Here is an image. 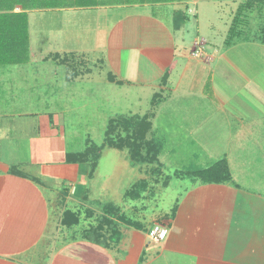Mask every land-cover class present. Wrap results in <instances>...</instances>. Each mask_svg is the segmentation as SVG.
<instances>
[{"label": "crops", "instance_id": "1", "mask_svg": "<svg viewBox=\"0 0 264 264\" xmlns=\"http://www.w3.org/2000/svg\"><path fill=\"white\" fill-rule=\"evenodd\" d=\"M99 2V5L87 8L50 10L58 11L65 18L70 11L85 10L89 23L84 30L76 28L78 44L71 46L69 40L71 49L69 45H61L67 30L54 31V39H58L55 41L60 42L55 49L53 44L45 45L48 42L46 31L41 29L38 36L42 46L53 49V52L42 50L40 64L49 63L52 58L58 65L62 63L59 61L61 53H70L73 60L65 56L62 65L77 62L81 70L64 75L68 81L94 77V66L96 71L100 70L99 76L104 81L107 79L117 86H145L153 95V106L168 103L175 107L174 103L183 101L184 105L180 106L183 111L180 130L187 132L186 136L196 142L198 148H211L207 155L212 162L226 159L231 168L232 182L201 183L189 187L181 203H175V198L172 202L164 199L173 208L168 211L164 206L156 205L163 212H156V217L158 214L163 216L151 220L149 227L144 226L148 222L143 223L134 208L129 213L123 205L121 208L118 206V215L114 218L119 234L116 241L108 237L105 242L97 240V236L87 234L90 230H84V236L72 238V233L78 231V225L84 220L81 212L94 210L96 214L108 218L109 212L102 204L93 208L87 187L94 177H90V172L81 175L82 165L88 164L70 163L67 154L65 159H59L55 158L56 154L46 151L47 139L56 143L60 138L56 127L62 125V120L58 119L55 125L52 114H49L46 135V121L43 127L38 122V116L43 113L30 110L25 102L28 88H22V83L28 82V73L23 68L34 62L29 11L30 61L20 65H0L12 68L7 73L0 71V264H264V152L251 158H245L247 153H244L239 160H233L232 148L224 151L227 154L225 158L214 155L212 151L215 149L210 142L221 144L229 140H205L204 132L211 133L214 122L211 117L215 109L207 113L203 108L197 109L200 101L203 105L206 102L218 105L217 114L226 111L220 105L223 102H213L226 101L214 88L213 82L216 74L226 73V67H240L229 54L239 41L228 46L227 39L238 9L244 3L235 2L237 8L231 18L226 22L222 20L228 32L225 35L227 39L221 44L214 37L221 28V22L215 21L222 19L221 0ZM15 11L20 12L21 8ZM192 17L195 18L194 25ZM204 17L207 20L206 30L201 25ZM71 22L72 19H69L72 26ZM200 47L204 56H194L193 53ZM189 73L192 76L187 77ZM209 74L210 80H207L205 77ZM209 83L213 85L212 91L204 92ZM197 89L200 90L194 94L193 90ZM242 98L246 100L245 96ZM188 114H192L191 118L195 120L187 118ZM148 116L152 122L149 141L154 142L151 136L157 115ZM237 131L246 138L247 130L241 128ZM262 134L261 131L259 136ZM235 138L232 137L231 141ZM257 144L254 149H263L264 139ZM53 148L60 150L56 145ZM188 164H183L185 171L200 170L199 161H189ZM182 169L173 168L175 174ZM245 178L252 180V187H246L245 182L239 183ZM54 183L57 184L53 188L55 195L48 198L46 186L49 188ZM66 184L68 188H65ZM62 186L64 189H61ZM68 202L75 203L72 205L74 209L68 208ZM67 211L71 214L66 216ZM68 218L71 220H66ZM108 218L105 220L108 221ZM155 223L164 224L170 231L163 242H153L148 236ZM101 224L94 228H101Z\"/></svg>", "mask_w": 264, "mask_h": 264}, {"label": "rangeland", "instance_id": "2", "mask_svg": "<svg viewBox=\"0 0 264 264\" xmlns=\"http://www.w3.org/2000/svg\"><path fill=\"white\" fill-rule=\"evenodd\" d=\"M244 1L221 0L223 5L220 7V17L222 19L219 21L215 20L218 23L221 22L219 32L217 31L214 35L215 39H218V43L223 44V40L227 39L225 35L228 29L222 24V20L226 22L228 18H231L232 12H235L237 8L235 2L240 4L257 0ZM258 1H262V4H253V9L249 10L250 12H246L247 21L245 22V27H243L244 33L232 39V41H239L240 43L237 42V45L229 54L240 67H226V73L222 74L220 72L216 74L217 76L213 82L217 92L226 99V101L213 100V102L217 104L223 102L220 105L226 111H219L217 114L216 108H218V105H214L211 102H206V105H203L200 101L198 103L200 107L197 109L203 108L206 113L210 112V109H215L211 117L214 120L211 133L204 132L205 140L211 139L212 141L213 138L226 140L228 138L229 140L226 143L222 141L221 144L209 141L215 149L212 152L214 155L219 154L220 158L227 156L225 150L228 148H232L234 152L233 160L235 158L237 160L241 159L245 155L244 153H247L246 155L248 156L246 157L245 155V158H251L253 155L264 152V148L254 149L258 146V141L264 139V117H262L264 114H260L264 113V45L261 42L262 38H259L261 30L264 28V22H262L264 20V9L262 13L260 12V9L264 8V0ZM222 11H225V13H222ZM86 12L85 10L70 11L68 12L69 14H66L68 18H65L63 14L58 13L56 10L31 11V54L34 62L23 68L28 73L26 76L28 77V82L22 83V88H28L26 90L28 94L24 96L25 102H27L30 110L43 113L38 116V122L40 121L39 124L43 127L44 121H46V126L44 127L46 135L48 134L49 114H52L55 125H57L58 119L59 121L60 119L62 120V125L59 128L56 127V130L59 129L60 138L57 139L56 143L51 141L54 144L48 139L45 142L46 151L56 154L55 158L61 159L64 157L65 159V154L80 153L87 149L91 150L90 161L97 163L93 175L94 178L87 187L90 190L93 208H97L100 204L104 206V209H106V206L108 210L112 208V215L108 213L107 215L109 217L112 216L111 219L114 221V218L118 215L116 212L118 206L123 205L128 212L134 208L137 216L139 215V218L143 219L142 222H148L144 226L149 227L151 220L163 216L158 214L156 217V212H162L156 205H159V207L164 206L169 211L173 207L171 203H165L164 199H169L172 202V198H175V203H181V199L186 195V190L189 187L205 183L204 177L198 175V171L204 170L202 168L208 167L206 169H209L220 161H225L229 171L231 168L226 159L218 160L215 163L212 162V158L210 159L207 155L211 148H198L197 143H193L186 136L187 132L180 130L182 128L180 124L181 114L183 113L180 106L184 105L183 101L177 99L179 101L174 103L176 104L174 105L175 107H171L168 103L153 106V95L145 86H127L128 84L117 86L110 83L111 81L107 79L104 81L99 76L100 70L99 72L96 71L94 66H92L94 77L68 81V79L64 78V75L81 70V67L76 64L77 62H69L62 65L63 62L65 63V56L69 60H73L70 53H61L59 61L62 63H58V65L52 58L49 63L40 64L42 61V50L50 49L52 51L53 49L42 46L38 32L41 29H45V39L48 40L45 45L53 44L52 47L56 49L60 42L55 41L58 39H54V31L64 28L63 30H67V35L64 33L63 40L65 41L66 39L67 41H65L66 43L64 41L61 42V45L68 46V41L70 40L71 46H77L78 31L75 30H84V26L88 25L89 22L87 23V20L89 17L86 16ZM91 12H94V10ZM69 19H72V26L69 23ZM194 19L192 17L193 25L196 23ZM201 25L204 30L207 29L205 17ZM52 39H54L53 42ZM9 69L12 68L0 67V71L5 73ZM148 71H155V69H148ZM190 76L192 75L189 73L187 77ZM205 78L210 80V74ZM249 80H252V82H249ZM212 87L211 83L206 84L204 92L209 93L212 91ZM199 90H193L194 94ZM241 95L245 96L246 100ZM180 96L181 92L178 97ZM191 102L193 103L194 100ZM195 113L197 114L198 112ZM147 114H151V117L157 115L153 121L155 127L151 138L154 139V142L162 143L163 145L156 152L158 158L155 161L150 160L155 152L150 149L147 142L140 153V157L144 160L142 158H133L131 150L126 145H119L120 139L127 137L133 129L132 126L134 127L139 119H142ZM191 117L192 114L187 115V118L193 119ZM125 126L129 128L125 129ZM241 128L247 130L245 132L246 138L237 131ZM261 131L263 134L259 136ZM232 137H236L235 140L231 141ZM146 139L149 141V133ZM231 142H233V145ZM54 145L59 146L60 150L54 149ZM48 147H51L50 150H48ZM189 161L194 163L199 161L200 170L191 169V171H185L186 167L184 165H189ZM89 164L82 165L83 173L81 175L91 173V168L94 169L93 165ZM262 165L264 166V164ZM174 167H180V169L184 167V169L175 174ZM188 173L193 175L188 177ZM251 178L253 180V177ZM245 179V181L240 180L239 183L245 182L247 184L246 187H252L250 183L252 180L250 178ZM230 181L232 182V179ZM234 182L237 183L236 180ZM224 183L226 184L227 182H220V184ZM55 184H52L49 188L46 186L45 191L48 198H53L55 195L53 189ZM68 187L69 185L66 184L65 188ZM61 189H64L63 186ZM133 203L135 204L132 205ZM72 205H75V203L72 202L71 204L68 202V208L74 209ZM175 207L178 208V205L176 204ZM93 211L81 212L85 216L84 220L78 225V231L72 233V236H74L72 238L84 236V230H92V236L96 238L97 233L100 232L95 233L94 227L101 222L104 227L103 232H101L102 240L106 241L107 237H110L109 226L105 225L108 224V221L105 220L108 217H102Z\"/></svg>", "mask_w": 264, "mask_h": 264}, {"label": "trees", "instance_id": "3", "mask_svg": "<svg viewBox=\"0 0 264 264\" xmlns=\"http://www.w3.org/2000/svg\"><path fill=\"white\" fill-rule=\"evenodd\" d=\"M257 3L262 4V1H248L239 7L237 15L234 19L233 26L230 29V33L227 39L228 46L233 44V38L244 33L243 27L245 26V22L247 21L246 12L253 9V4ZM99 4V0H0V65H20L27 64L30 61L31 56L28 13L29 11L66 8H87L97 6ZM18 7L21 8L20 12L15 11ZM263 9L264 8L260 9L261 13ZM262 22H264V20H262ZM263 31L264 28H262L259 35V38H262V44H264ZM117 125L119 126V124ZM151 127L152 122L150 121L149 116H144L142 119H139L138 123H136L134 127L132 126L133 129L131 133L129 132L130 134L128 133L129 135L127 137L120 139L119 145H126L131 150L133 158L141 159L142 157H140V153L143 150V146L147 142V145L150 146V149L155 152L154 155L151 156L150 160H157L158 155L156 152L158 151V149H161L163 145L162 143L147 141V134L149 133ZM128 128L129 127L125 126V129ZM90 152L91 150L87 149L84 152L80 153H68L67 161L74 164H92L94 169L91 168L90 177H93L94 171L96 169L95 166L97 163H92L90 161ZM198 172V175L204 177L205 183L229 182L231 180V174L228 168L226 167L225 161H220L213 167L205 170H200ZM192 175V173H188L187 176L191 177ZM106 210L109 212L108 214L112 215V208L108 210V207L106 206ZM67 212L65 214L66 216L71 214V212ZM69 219L71 220V218H68L66 220ZM108 219V231H110L111 233V235L109 233L110 237H108V239L116 241V236L119 235L118 231L116 230V223L114 220H111L110 217ZM66 224L71 225L72 223ZM102 227L103 226L101 224V228L98 227L94 230L95 233L100 232L97 233V240H100V238L103 237L101 235ZM92 233L93 231H90L87 234H90L92 236Z\"/></svg>", "mask_w": 264, "mask_h": 264}, {"label": "built area", "instance_id": "4", "mask_svg": "<svg viewBox=\"0 0 264 264\" xmlns=\"http://www.w3.org/2000/svg\"><path fill=\"white\" fill-rule=\"evenodd\" d=\"M196 57H202L204 56V51L200 47L197 51L193 53ZM169 229L165 225L162 224H154L151 229L149 230L148 236L151 239V241L160 243L165 241L169 236Z\"/></svg>", "mask_w": 264, "mask_h": 264}]
</instances>
